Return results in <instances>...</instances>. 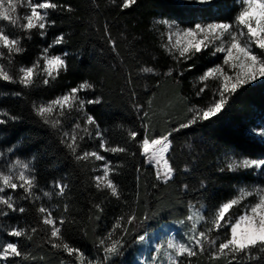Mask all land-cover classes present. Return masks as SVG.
Returning <instances> with one entry per match:
<instances>
[{
    "label": "trees",
    "instance_id": "1",
    "mask_svg": "<svg viewBox=\"0 0 264 264\" xmlns=\"http://www.w3.org/2000/svg\"><path fill=\"white\" fill-rule=\"evenodd\" d=\"M52 2L58 7L46 10L47 19L55 24L46 27L43 37L39 29H16L23 50L9 55L4 49L5 71L17 82L0 78V119L5 121L0 124V170L9 159L19 166L28 164L27 171L35 177L36 187L29 199L23 198L26 193L19 187L15 192L6 189L0 194L12 195L15 206L26 209L24 213H13L0 206L9 212L0 217V247L16 242L22 252L21 257L11 258L6 264H80L75 253L68 256L63 251L61 241H54L61 244L60 248L52 247L50 227L40 223L42 214L38 209L44 206L61 227L62 241L84 253L85 264L89 260L96 264H139L136 258L140 235L166 221L185 220L192 203L204 204L206 219L202 224L210 228L219 206L234 198L237 188L253 178L249 171H232L228 165L232 157L264 159V139L252 133L256 127L264 129V77L226 94L228 103L215 117L174 133L167 155L175 169L174 178L167 183L158 181L155 169L141 154L140 144L128 135L130 130L140 133L138 140L145 135L134 102L143 104L148 111L144 120L148 124L147 135L153 137L179 127L190 119L194 109L202 111L219 98L214 95L217 79L204 83L199 80L204 71L214 67L211 46L202 47L201 53L187 62H177L179 52L169 46L167 24L161 21H175L184 27L233 21L240 12L238 2L137 0L127 9L122 7L123 0ZM61 35L63 42L54 45L53 41ZM110 40L116 42L115 51ZM49 45L53 46L47 54H60L66 70H61L55 79L49 78L45 85L43 55ZM190 65H194L191 71L178 75ZM24 66H35L34 82L28 87L18 82L19 69ZM144 68L154 71L144 72ZM169 69L172 74L165 75ZM83 83L91 85L76 94L77 103L85 101L83 108L68 106L61 111L54 107L52 114L44 118L38 115L40 106ZM205 83L207 88L197 95ZM88 99L99 102L87 104ZM88 115L94 118L95 125L86 124ZM54 122L58 123L53 126ZM97 128L106 147L122 146L126 151L114 154L101 149V141L95 135ZM73 135L77 137L76 153L67 147ZM85 151H95L105 160L92 156L78 160L77 156ZM104 164L109 167V179L117 186L115 196L104 186L106 181L95 179ZM57 182L65 186L63 194L56 187ZM240 206L231 209L229 215L233 219L243 213ZM132 214L137 219L128 224ZM61 218L63 225L59 224ZM13 227L25 230L26 235L8 236ZM33 227L35 232L31 231ZM228 231L225 228L209 232L205 251L200 253L197 249L198 254L190 258L181 256L177 264H229L230 256L210 258V241L215 240L218 248ZM110 233L111 240H119L123 247L105 261L100 241L110 243ZM252 257L258 258H238L231 264H264V253L259 249L252 250Z\"/></svg>",
    "mask_w": 264,
    "mask_h": 264
},
{
    "label": "snow or ice",
    "instance_id": "2",
    "mask_svg": "<svg viewBox=\"0 0 264 264\" xmlns=\"http://www.w3.org/2000/svg\"><path fill=\"white\" fill-rule=\"evenodd\" d=\"M18 2L19 0H0V21L9 22L13 26L17 25L20 19V16L17 14ZM136 2L137 0H123L122 7L127 9L136 4ZM198 2L200 4H207L209 0H198ZM241 3L243 5L242 10L235 17L234 22L196 23L194 27H186L182 31L177 30L175 33L178 38L174 47L179 49V56L176 57L177 62L181 60L187 62V60H191L196 54L201 53L202 47L207 48L211 44H215L216 41H219L218 44H215L212 55L215 56L217 53H223V64L208 68L199 77L202 83L207 82L210 78L219 79V89L214 93L215 96L219 97L218 99L213 100L210 106L202 111L200 109H194L190 119L185 123H181L179 127H173L166 134L153 137L147 135L148 124L147 121L144 120L145 117L149 116L148 111L144 110L143 104L134 102V107L137 112L141 114L145 135L141 137L140 140L137 139L140 133L136 130H130L128 135L131 140L140 144L142 148L141 154L145 157L146 162L148 164H155L156 179L158 181L162 180L164 183H167L174 178L175 169L169 164L168 159H165V154L169 151L171 145L170 137H172L174 133L179 132L181 129H187L195 125L198 121H206L210 117H215L228 103L226 94L235 93L240 86L264 77V0H241ZM27 7L31 10L30 14H25L23 16L26 23L20 25V27L29 32L33 29H39L43 37L46 34V27L49 24L54 25L55 21H49L47 19V11L41 12L39 10H55L58 5L52 2V0H40V2L30 0ZM161 22L165 24L169 23L168 21ZM169 27L171 28L172 25L169 24ZM225 37H227V39H225ZM63 39L62 35L58 36L53 41V44L60 45ZM206 41L209 43H206ZM109 42L115 51L116 42L114 40H110ZM52 46L53 45H49L48 48L44 49L43 73L46 74V78H44L42 82L45 85L49 83V78L55 79L61 70H66L65 60L60 54L47 55ZM0 48L7 49L9 55L13 52L19 53L23 50L20 39L10 38L2 28H0ZM254 48L260 49L261 53L255 52L253 50ZM0 55H2V53H0ZM34 67L35 66L21 67L19 69L20 76L18 82L20 84L25 87L33 84ZM192 67H194V65H190L187 69L180 70L178 75L183 76L184 71H191ZM228 70H232L234 74H229ZM143 71L151 73L154 70L152 68H144ZM172 71V69H169L165 75H171ZM0 78L8 82H17L16 79L3 68H0ZM90 87L91 85L83 83L79 88L71 89L69 94L54 99L51 104L40 106L38 108V115L44 118L52 114L53 106H58L61 111L64 110L65 105L83 108L85 101L79 100L77 103L78 98L76 94L78 91ZM206 88L207 84L205 83V86L198 90L197 95L202 94ZM17 95H20V93H17ZM133 96H135V93H133ZM98 102V99H88L86 101L87 104ZM151 103L152 101L149 100L148 104L151 105ZM44 122L48 123L49 121L45 118ZM3 123H5V121L0 119V124ZM56 123L58 122H54L53 126H55ZM86 124L95 125L96 121L91 115H88L86 117ZM77 127L79 128L80 125L77 124ZM85 131H87V129H85ZM91 135L92 134L89 132V136ZM95 135L99 137L101 141L100 148L104 151H110L114 154L126 151V148L122 146L106 147V141L98 128ZM71 141V143L67 144V147L73 153H76L77 149L74 145H76L77 137L73 135ZM90 156L95 157L98 161L105 160L104 156L95 151H85L82 155H78L77 159L86 160ZM161 164H163L164 167L163 175H161L160 171ZM241 167L244 169H256L258 174L264 175V159H243L240 162H233L228 165L229 170L232 171ZM23 168L28 169L29 165L24 164ZM221 170L223 171V169ZM137 171H139V169H137ZM95 179L97 181H106L104 186L111 190L112 195L115 196L117 194V186L109 179V167L107 164L103 167V176H97ZM97 186L99 187V184ZM18 187L24 189L26 193L23 198L29 199L33 195V189L36 187L35 177L26 174L25 171H20L18 174H13L11 172L8 174H0V194L5 193L6 189L15 192ZM56 187L59 188L60 194L64 193L65 186L63 184L57 182ZM185 187L187 188V185H185ZM240 191V197L232 198L219 206L214 217L210 221L212 225L210 228L199 231L198 234L195 231V227L193 228V234L188 237V240L191 242L190 244L184 242L174 243L173 240L170 239L167 241V248L173 249L176 257L187 256L190 258L198 254L197 249L200 253L205 251V241L208 238L209 232L228 228L229 231L226 233L227 238L219 243L218 248L215 247V240L210 241V247L213 249L210 252V258L216 260L221 256H230L231 260L229 264H231V261L238 260V258H258L252 257V250L259 249L260 252L264 253V188H256L254 191L258 195L257 202L250 206H246L244 213L233 219V217L229 215L231 209L238 205L243 196L253 194L252 191H245L243 189ZM44 195L49 196V193L45 192ZM0 206H4L13 213H24L26 211L22 206H15L12 195H0ZM38 211L42 214L40 223L50 227V242L52 243V247L60 248L61 244L54 241H61L63 251H65L68 256H72L75 253L76 259L80 261V264H84V253L62 241L61 227L57 226L52 212L44 206L39 207ZM7 215H9V212L5 211L4 208H0V217ZM188 218L190 220L192 219L191 216ZM136 219V215L132 214L128 217L127 223L132 224ZM201 219L206 218L202 216ZM59 224H64L63 218L59 220ZM31 231L35 232L36 228L33 227ZM7 235L19 238L25 236L26 231L18 227H13L8 231ZM108 239L111 240V233ZM139 240L143 242L145 237L140 235ZM100 243L104 245L105 261L110 259L111 255L119 254V248L123 247V244L119 240H111L110 243L106 244L102 239ZM162 246V244H158L156 251H159V248ZM241 254H243V256H241ZM21 255L22 252L16 242H7L0 247V262H7L11 258H18L21 257ZM88 264H92V261L89 260ZM173 264H175V262H173Z\"/></svg>",
    "mask_w": 264,
    "mask_h": 264
},
{
    "label": "rangeland",
    "instance_id": "3",
    "mask_svg": "<svg viewBox=\"0 0 264 264\" xmlns=\"http://www.w3.org/2000/svg\"><path fill=\"white\" fill-rule=\"evenodd\" d=\"M180 1L199 3L198 0H180ZM209 1H211V0H209ZM236 1L238 2L239 8L241 11L242 7H243L241 0H236ZM29 2H30V0H19L18 7H17V14L20 16V19L18 20L16 26L11 25L9 22L0 21V28H2V30L10 36V38H17V36H16L17 30L16 29L22 28V27H20V25L26 23V21L23 19V16L25 14H30L31 10H30V8L27 7ZM36 2H40V0H36ZM39 11L44 12L46 10H39ZM234 21L235 20L226 21V22H234ZM169 24L172 25L171 28L169 27ZM191 27H194V26H191ZM184 28H186V27L179 25L175 21H171L166 25L167 42L169 43V46L177 53L179 52V49L177 47H174V45H175V42H176L178 37L175 33L177 30L182 31ZM225 39H227V37H225ZM206 43H209V42L206 41ZM218 43H219V41L215 42V44H218ZM215 44L210 45L212 52L215 49ZM253 50L257 53H261L260 49L254 48ZM0 53H2V55H0V68H3L5 70V68H4L5 66L3 63L4 48H0ZM43 56H45V53ZM48 56H51V55H48ZM223 56H224L223 53H217L214 56L215 57L214 62H213L214 66L223 64ZM29 67H33V66H29ZM228 71H229V74H234V72L232 70H228ZM217 80H218V83L216 81V83H217V87L215 89L216 91H218V89H219V79H217ZM65 94H69V92L65 93ZM65 94H62V95H65ZM62 95H59L55 99L60 98ZM53 100L44 104V106L51 104V102ZM54 107H58V106H53V108ZM65 107H68V105H65ZM252 133L254 135L259 136L262 139H264V129L263 128L256 127L254 129H252ZM168 152L165 154V159H168L167 158ZM243 159H258V158L232 157L230 159V162L231 163L240 162ZM145 161H146V159H145ZM169 164H170V162H169ZM150 165H152L156 171L155 164L153 163ZM104 166H105V164L102 166L101 173L98 176H103V167ZM242 169L245 171H249L253 177L248 183H243L242 185H240L237 188V195L234 197V198H237V197L241 196V191H240L241 189H243L245 191H252L253 192L252 195L243 196V198L240 199V201L238 203L239 205H241L240 207H242L243 213H244L246 206H250V205L254 204L255 202H257L258 195L255 193L254 190L256 188H264V175L258 174V171L256 169H244V168H242ZM20 171H25L26 174H29L27 169L23 168V165L19 166L15 162H11L9 159V161L5 164V168L3 170H0V174H8L10 172L13 174H18ZM160 171H161V175H163V171H164L163 164H161V166H160ZM102 181L103 180H101L100 182H102ZM204 208H205V206L203 203H192V204H190V215H189L192 217L191 220L188 218L189 217L188 216L185 220L166 221L159 228H156L152 231L147 232L144 235L145 240L143 242L138 240V244L140 246V252L136 258L137 262L139 264H173V262H175V264H177L179 257H176L175 251L173 249L167 248V241L171 239V240H173L174 243L184 242L186 244H190L191 242L188 240V237L193 234V228L194 227H195V231L197 234L199 231L206 230L207 227L203 226V224H202L203 219H201V217L203 216ZM47 209L50 210L49 208H47ZM182 221H183V223H182ZM158 244H162L163 246L159 248V251H156V247ZM0 264H6V262H0ZM62 264H68V263H62ZM86 264H88V263H86ZM92 264H96V263L93 262Z\"/></svg>",
    "mask_w": 264,
    "mask_h": 264
}]
</instances>
